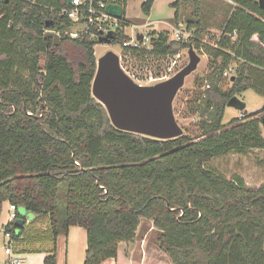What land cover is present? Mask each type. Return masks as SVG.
I'll use <instances>...</instances> for the list:
<instances>
[{
    "label": "trees",
    "instance_id": "obj_1",
    "mask_svg": "<svg viewBox=\"0 0 264 264\" xmlns=\"http://www.w3.org/2000/svg\"><path fill=\"white\" fill-rule=\"evenodd\" d=\"M155 1L143 0L141 12ZM182 1L193 6V39L152 32L150 53L123 54L146 62L193 47L208 58L193 84L197 137L158 140L115 129L92 97L98 42L63 33L71 27L59 14L66 0H0V213L7 202L34 216L5 228L17 244L47 242L42 264H56V238L69 227L86 231L83 264H139L131 253L145 222L170 264H264V185L248 188L208 167L264 150V105L222 124L230 98L252 90L264 99V9L259 0H227L231 10L214 37L202 22L203 0L170 2L174 24ZM48 31L59 33L58 46ZM126 39L118 34L114 43Z\"/></svg>",
    "mask_w": 264,
    "mask_h": 264
},
{
    "label": "rangeland",
    "instance_id": "obj_2",
    "mask_svg": "<svg viewBox=\"0 0 264 264\" xmlns=\"http://www.w3.org/2000/svg\"><path fill=\"white\" fill-rule=\"evenodd\" d=\"M173 0H156L148 15L141 12V4L143 0H127L124 8V17L131 24L130 34L135 36L136 33H141L145 30L143 24H149V30L159 31L164 30L168 39L171 40V28L174 25L173 14L175 12L169 6ZM201 17L204 26L208 30V34L217 37L220 33L219 26L223 23L231 10V3L227 0H203L201 3ZM193 6L191 3L181 2L179 7L178 22L186 24L191 19ZM159 21H163L168 25H162ZM82 26L73 24L71 32H76ZM207 42L208 39H205ZM193 48V47H192ZM188 48L181 47L178 55L168 57L163 60L148 59L146 62L136 61L128 55L119 54L120 45L118 43L100 44L96 43L94 46V54L96 60L105 54L107 51H112L120 57V63L126 68L131 75L135 78L145 79L147 72L154 76L164 75L167 78L172 77L179 70H181L188 63ZM196 54L200 57V62L197 69L191 73L184 82L182 88L176 94L173 101V113L177 124L192 137H197V122L198 117L192 114L193 105L196 104L197 92L194 80L207 73L208 58L202 51H197L193 48ZM42 63V60H41ZM159 73V74H157ZM240 101L244 102L245 108L243 111H237L234 108H225L224 117L222 120L223 125H227L232 119L239 117L241 113L250 115L260 111L264 105V99L257 95L252 90H247L239 96H236ZM264 116V113L260 115ZM264 136V135H263ZM261 162V164L259 163ZM209 168L216 170L223 174L225 177L239 176L242 178L244 184L248 188H257L264 185V150H254L248 155L229 154L224 157L213 159L209 164ZM17 213L20 217L25 218L27 221L33 220L34 216L28 213L23 207H18ZM9 214H7L8 216ZM8 219V217H6ZM38 227L42 222L37 223ZM40 228V227H39ZM15 230V234H18ZM158 233L153 229L149 222L142 223L136 246L134 247L131 257L139 264H170L169 258L163 253L157 244ZM4 244L0 239V249ZM10 248L12 254L15 256V251H19V245L11 242ZM2 253L0 252V257Z\"/></svg>",
    "mask_w": 264,
    "mask_h": 264
},
{
    "label": "water",
    "instance_id": "obj_3",
    "mask_svg": "<svg viewBox=\"0 0 264 264\" xmlns=\"http://www.w3.org/2000/svg\"><path fill=\"white\" fill-rule=\"evenodd\" d=\"M67 2L70 3V0ZM258 4L264 9V0H259ZM105 12L119 19L123 8L108 5ZM46 36L53 39L55 46L59 45L57 33L49 31ZM114 39L115 35L109 34L99 37L97 42L107 45ZM187 55L188 63L172 77L154 85L139 86L122 71L119 56L107 51L96 60V72L91 84L92 97L104 107L111 125L117 130L158 140L177 138L183 134V130L175 120L173 101L185 79L200 62L192 47H189ZM226 106L237 111L245 108L244 102L236 96L230 98ZM261 127L264 135V116ZM23 223L22 220L15 221L17 227Z\"/></svg>",
    "mask_w": 264,
    "mask_h": 264
},
{
    "label": "built area",
    "instance_id": "obj_4",
    "mask_svg": "<svg viewBox=\"0 0 264 264\" xmlns=\"http://www.w3.org/2000/svg\"><path fill=\"white\" fill-rule=\"evenodd\" d=\"M65 3L66 5L59 10L60 16L68 19L69 22H71V26L73 24H77L81 25L82 27L76 30V32H71L70 27L69 30L63 32L64 34L73 37L89 36L90 38H93L96 41H98L99 37H105L109 34H114L115 39L112 40L111 43L115 42L118 34H122L127 39L124 40L122 43H118L120 45L119 54L121 55L132 53L148 54L153 49V46L151 45L152 32H156L157 34L166 33L164 32L165 29L159 31H151L148 29L149 24H143L142 26L145 28V30L141 33H136L135 36H132L130 32H128L130 31L131 24L124 17L123 0H70V3H68L66 0ZM108 5H118L122 7L123 13L121 18L117 19L108 15L105 12V8ZM159 23L165 26L168 25L163 21H159ZM51 32L57 33L59 35L58 32ZM193 38L194 30L188 29L186 24L177 22L172 26L171 41L177 43H186ZM120 67L122 71L139 86H150L168 79L164 75L154 76L150 72H147L148 75L145 76V79L135 78V76L131 75L130 72H128L126 68L122 66L121 63ZM233 72L234 69L232 65H228L227 68L223 71L222 75L223 77L229 78L232 76ZM237 119L242 120L243 114L241 113ZM10 210L11 211L9 214V220L10 223H12L15 222V220L17 219V213L16 208L14 206H10ZM1 232L7 239L6 243L2 248L5 255L8 256L7 264H24V260L15 257L12 254L10 248V244L12 242V233L7 231L5 226L2 227Z\"/></svg>",
    "mask_w": 264,
    "mask_h": 264
},
{
    "label": "crops",
    "instance_id": "obj_5",
    "mask_svg": "<svg viewBox=\"0 0 264 264\" xmlns=\"http://www.w3.org/2000/svg\"><path fill=\"white\" fill-rule=\"evenodd\" d=\"M10 204L5 202L2 205L0 213V239L3 244L6 243L7 239L2 234L1 229L3 226L10 222ZM17 213V210H16ZM16 220H21L19 214ZM8 217V219L6 218ZM25 219V218H24ZM15 220V221H16ZM26 220V219H25ZM32 220L27 221L26 225L30 224ZM40 227V228H39ZM36 227V230L41 232H46L48 229V224L43 222L42 225ZM19 251H15V257L24 260V264H42L43 259L51 247L47 242H42L36 237L35 241L29 242H19ZM87 249V236L86 231L80 227H69L66 234H60L56 238V264H83L85 259V253ZM2 256L0 257V264H7L8 256L5 255L3 249H0ZM101 264H116L114 259H107Z\"/></svg>",
    "mask_w": 264,
    "mask_h": 264
}]
</instances>
